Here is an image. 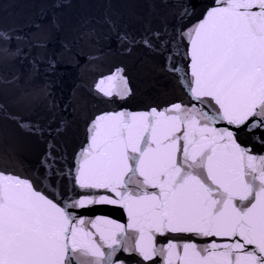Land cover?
I'll list each match as a JSON object with an SVG mask.
<instances>
[{"label":"snow or ice","instance_id":"6c2138e0","mask_svg":"<svg viewBox=\"0 0 264 264\" xmlns=\"http://www.w3.org/2000/svg\"><path fill=\"white\" fill-rule=\"evenodd\" d=\"M180 8L175 23L149 22L139 34L109 15L101 24L107 43L159 57L188 99L98 115L71 162L58 143L69 121L47 81L46 116L19 115L0 98V121L45 146L30 174L0 151V264H264V154L240 141L264 145V0H212L191 24L194 7ZM83 36L100 39L94 27ZM46 46L0 29V65L28 59L35 78L45 60L32 49ZM96 90L131 95L122 69ZM104 204L122 208L127 224L84 219L82 210Z\"/></svg>","mask_w":264,"mask_h":264}]
</instances>
